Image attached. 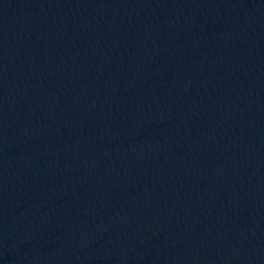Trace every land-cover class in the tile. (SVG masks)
I'll list each match as a JSON object with an SVG mask.
<instances>
[{
  "label": "water",
  "instance_id": "water-1",
  "mask_svg": "<svg viewBox=\"0 0 264 264\" xmlns=\"http://www.w3.org/2000/svg\"><path fill=\"white\" fill-rule=\"evenodd\" d=\"M0 264H264V0H0Z\"/></svg>",
  "mask_w": 264,
  "mask_h": 264
}]
</instances>
